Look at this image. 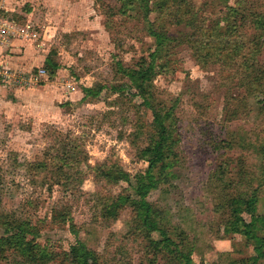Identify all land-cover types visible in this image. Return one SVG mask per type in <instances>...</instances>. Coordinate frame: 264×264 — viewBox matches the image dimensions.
<instances>
[{
	"label": "rangeland",
	"instance_id": "1",
	"mask_svg": "<svg viewBox=\"0 0 264 264\" xmlns=\"http://www.w3.org/2000/svg\"><path fill=\"white\" fill-rule=\"evenodd\" d=\"M192 1L210 18L209 5L220 3ZM248 2L264 13V0ZM147 4L0 0V239L9 236L6 220L25 222L36 232L33 244L62 264L75 244L73 222L101 264L254 262L256 237L264 240V112L239 79L232 84L219 65L195 58L186 24L167 25L178 10L165 17ZM162 32L172 41L158 46L154 34ZM48 57L58 67L54 76ZM257 57L264 66V42ZM151 64L150 101L173 111L164 122L172 152L162 174H149L142 154L152 111L115 104L113 90ZM98 85L99 95L86 96L84 88ZM243 98L247 114L232 117V100ZM225 159L233 195L258 199L249 210L261 219L251 222L249 238L216 209L214 175ZM112 173L126 183H110ZM149 177L152 187L139 190ZM145 214L153 224L142 226ZM0 264L26 263L6 247Z\"/></svg>",
	"mask_w": 264,
	"mask_h": 264
},
{
	"label": "trees",
	"instance_id": "2",
	"mask_svg": "<svg viewBox=\"0 0 264 264\" xmlns=\"http://www.w3.org/2000/svg\"><path fill=\"white\" fill-rule=\"evenodd\" d=\"M123 4L128 6L126 0H122ZM143 3L150 0H137ZM220 3H212L209 5L213 11V16H207V10L201 11L197 8L192 0H151L153 8L160 13L171 12L178 10L173 20H166L167 25L186 24L192 34L184 40L188 45L192 46L195 58L201 59L206 64H216L221 68L223 79L229 80L232 84L239 79V85L245 88L246 94L257 100L258 111L264 112V66L257 60V55L264 42V13L256 12L251 8L249 0H234L233 5L228 4V0H219ZM149 9V7H147ZM151 11V10H150ZM169 14H165V17ZM211 22V24L208 23ZM253 31L249 34L247 31ZM158 42V46L172 41L167 33L154 34ZM263 39V40H262ZM202 57V58H200ZM153 58V54L151 55ZM46 64L50 65V76H54L58 69L57 65L53 64L51 59H46ZM144 71V70H143ZM143 71L133 74L132 84H121L114 87V92L119 96L115 104H134L140 109L151 110L152 117L146 128L148 146L142 150V154L146 157L148 162V173L154 169H158L159 173L166 168V161L172 152L171 140L168 126L164 122L166 118L172 114V110L165 109V107L155 108L151 103V96H149V87H145L146 83L150 81L147 74L156 76L153 65L146 70L144 76ZM103 90V86H96L93 89L84 88L83 91L86 96H97ZM232 100V117H239V115L247 114L248 100L243 98ZM240 103V104H239ZM246 103V104H245ZM243 104V105H242ZM140 132H145L144 127H140ZM143 129V130H142ZM264 150V148H263ZM161 163V164H160ZM165 163V164H164ZM228 161L222 160L214 175L216 178V209L225 215L226 219L233 228L236 227L240 234L246 235L248 238L251 235L250 225L253 221H260L261 216L250 211V207L255 205L257 198L254 200L239 199L232 192V183L228 182L223 176L227 172L229 166ZM251 170V167H249ZM264 175V174H263ZM110 183L120 184L126 183L119 174L114 173L106 175ZM113 177V180H112ZM0 176V186H1ZM152 178L149 177L147 182L143 183V188L152 187ZM219 182V183H218ZM149 183L148 185H145ZM131 186L130 184H128ZM147 193L141 194L144 199ZM114 202L111 203L112 207ZM145 203L143 202V206ZM12 220H6L8 237L0 239V253H3L6 247L14 248L19 251L26 264H51L52 256L46 250L42 249L37 244H33L36 232L28 229L25 222L16 223L13 226ZM153 224L150 222L149 214H145V219L142 226ZM13 226V227H12ZM16 231V233H15ZM71 234L75 238V244L71 246L68 254L62 264H101L97 252H95L90 240L87 237L86 230L71 222ZM260 243V248L257 250L258 255L254 262L257 264L259 259L264 256V240L256 237ZM182 258L187 259L188 254L180 252ZM247 263V264H250ZM234 264H243L234 263Z\"/></svg>",
	"mask_w": 264,
	"mask_h": 264
},
{
	"label": "crops",
	"instance_id": "3",
	"mask_svg": "<svg viewBox=\"0 0 264 264\" xmlns=\"http://www.w3.org/2000/svg\"><path fill=\"white\" fill-rule=\"evenodd\" d=\"M4 43H2V47L4 46L3 45ZM1 45V44H0ZM2 47H0V54H1V52H2V49L4 48H2ZM8 49V48H7ZM5 50H6V48H5ZM6 57V59H4V60H8V61H13V59H16L15 57H11L10 55H7L6 54V56H3L2 58H5Z\"/></svg>",
	"mask_w": 264,
	"mask_h": 264
}]
</instances>
